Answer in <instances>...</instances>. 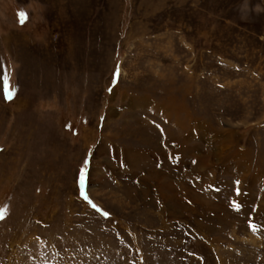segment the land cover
<instances>
[{"label":"rangeland","instance_id":"1","mask_svg":"<svg viewBox=\"0 0 264 264\" xmlns=\"http://www.w3.org/2000/svg\"><path fill=\"white\" fill-rule=\"evenodd\" d=\"M0 213V264H264V0H0Z\"/></svg>","mask_w":264,"mask_h":264},{"label":"bare ground","instance_id":"2","mask_svg":"<svg viewBox=\"0 0 264 264\" xmlns=\"http://www.w3.org/2000/svg\"><path fill=\"white\" fill-rule=\"evenodd\" d=\"M110 110H109V114H110ZM108 114V115H109ZM107 115V116H108ZM182 124V123H181ZM130 130V129H129ZM133 132V135L135 134L136 137L138 139H141L142 142L146 143L148 145V148L146 149L145 153L150 156V162L147 164V170L146 172L150 173L149 176H150V179L147 180L149 185L151 186L152 190L155 191V127L154 125H151L149 124L148 122L146 123L145 125V128H143L142 126H140V128H136L134 127V129L132 130ZM146 132V133H145ZM177 142V141H175ZM173 145V144H172ZM130 149L127 148L125 150L126 154H125V157H126V160H127V163H128V166L129 167H135L136 168V164L137 163V158L136 157H142L141 153L139 152V155L137 156L136 154H131L130 153ZM168 157H169V160L172 162L171 164L174 166L176 164H183V161H184V158H183V155H182V152H181V149H180V146L178 143H174V147H172L169 151H168ZM165 155V154H164ZM167 157V158H168ZM169 161V162H170ZM175 161V162H174ZM164 164V163H163ZM170 164V163H169ZM171 165V166H172ZM177 166V165H176ZM194 166V165H193ZM179 167V166H178ZM192 167V166H191ZM172 168V167H170ZM187 168V167H186ZM173 169V168H172ZM177 170V169H176ZM179 171V170H178ZM194 171V170H193ZM187 172V171H186ZM193 173V172H191ZM187 174V173H186ZM190 174V173H189ZM195 174V173H194ZM197 176V175H196ZM171 183V182H170ZM159 186V185H158ZM179 186V185H178ZM170 189V188H168ZM181 189V188H180ZM128 189L126 190V193L128 194ZM147 191V190H146ZM151 192V191H150ZM149 192V193H150ZM170 192V191H169ZM148 193V191H147ZM158 193V191H157ZM154 193H152L153 195ZM185 194V193H183ZM182 194V198L178 199L177 200V203L181 205L182 203V206L186 205L184 203V195ZM167 196L166 194L163 195V197ZM169 196V195H168ZM188 196V195H186ZM150 197V196H148ZM176 197V196H175ZM170 198V197H169ZM190 198V197H189ZM188 199V198H187ZM193 199V198H192ZM151 200V206H155V197H153ZM158 200V199H157ZM164 200V199H163ZM171 200V199H169ZM192 201V200H191ZM171 202V201H170ZM148 203V202H147ZM184 203V205H183ZM160 209V208H158Z\"/></svg>","mask_w":264,"mask_h":264},{"label":"snow or ice","instance_id":"3","mask_svg":"<svg viewBox=\"0 0 264 264\" xmlns=\"http://www.w3.org/2000/svg\"><path fill=\"white\" fill-rule=\"evenodd\" d=\"M20 16H21V22L23 23V19L25 18V14L21 13ZM6 98L7 99H11L12 98V93L11 92H6ZM86 175H87V169H86V166H85L80 171V180H79V183H80V186H81L80 195L83 197V199H85L86 201H88L94 209H96L97 211H99V209L97 208V206L95 204H93L89 200L87 194L84 192V183H85ZM237 183H239V182H237ZM104 215L107 216L108 214L107 213H104ZM0 218H2V213H0Z\"/></svg>","mask_w":264,"mask_h":264}]
</instances>
